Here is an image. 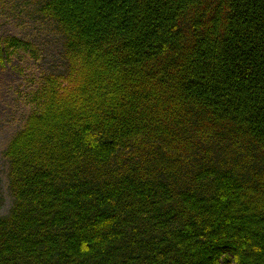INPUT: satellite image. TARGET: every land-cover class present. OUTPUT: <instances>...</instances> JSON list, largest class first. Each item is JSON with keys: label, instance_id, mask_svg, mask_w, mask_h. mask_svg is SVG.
Here are the masks:
<instances>
[{"label": "trees", "instance_id": "1", "mask_svg": "<svg viewBox=\"0 0 264 264\" xmlns=\"http://www.w3.org/2000/svg\"><path fill=\"white\" fill-rule=\"evenodd\" d=\"M39 9L0 264H264V0Z\"/></svg>", "mask_w": 264, "mask_h": 264}, {"label": "rangeland", "instance_id": "2", "mask_svg": "<svg viewBox=\"0 0 264 264\" xmlns=\"http://www.w3.org/2000/svg\"><path fill=\"white\" fill-rule=\"evenodd\" d=\"M42 1L0 0V51L6 53L5 62H0V216L7 214L12 203L5 151L30 110L25 96L30 61L35 57L46 68L55 64L63 41L55 23L41 14ZM8 38L19 40L20 45L5 50L2 41Z\"/></svg>", "mask_w": 264, "mask_h": 264}]
</instances>
